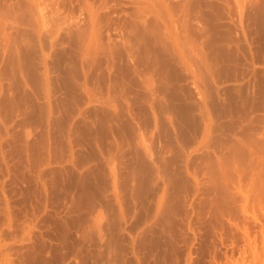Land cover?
I'll use <instances>...</instances> for the list:
<instances>
[{
	"label": "rangeland",
	"instance_id": "obj_1",
	"mask_svg": "<svg viewBox=\"0 0 264 264\" xmlns=\"http://www.w3.org/2000/svg\"><path fill=\"white\" fill-rule=\"evenodd\" d=\"M0 264H264V0H0Z\"/></svg>",
	"mask_w": 264,
	"mask_h": 264
}]
</instances>
